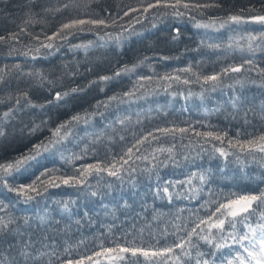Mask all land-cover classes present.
<instances>
[{"label": "trees", "instance_id": "1", "mask_svg": "<svg viewBox=\"0 0 264 264\" xmlns=\"http://www.w3.org/2000/svg\"><path fill=\"white\" fill-rule=\"evenodd\" d=\"M153 2L0 0V37H4L0 40V164L32 155L36 145L48 144L52 130L75 115L88 121L71 124L61 143L50 145L49 151L9 179L13 188H19L47 170L59 187L49 186L44 177H40L44 183L37 181L40 195L0 186V220L11 221L0 231V264H47L49 258L60 264L53 252L63 260L67 248L79 258L100 251L101 244L164 247L186 236L198 216L214 209L210 203L201 208L206 201L230 193L264 192V153L241 151L237 145L264 134V75L256 70L264 69V47L251 56L247 41L248 34H258L262 26L228 21L233 15L245 19L264 15V0H182L210 6L154 7L143 13ZM132 8L140 11L125 16ZM76 18H105L107 26L84 25L85 31L61 32V36L73 33L66 40L48 39ZM47 44L52 47L42 46ZM249 57L254 64L244 69L251 70L204 82L205 76L241 65ZM124 69L132 71L115 76ZM128 92L134 96H125ZM58 93L62 99H56ZM113 96L120 99L109 100ZM156 128L188 130L174 137L155 133L161 139L145 145L144 155L159 147L171 148L170 159L169 153L157 152V160L151 156L136 160V171L123 173L122 179L102 172L81 177L84 183H62L83 165L110 158ZM208 131L223 140L196 134ZM217 148L228 155L221 156ZM200 174L206 176V183L201 184ZM189 178L191 184L180 183ZM29 195L34 199L25 203ZM260 212L264 206L249 219L253 226L260 222ZM176 225L186 231H177ZM238 229L244 230L241 225ZM216 242L232 243L230 239ZM26 243L29 257L47 255L38 261L25 259L20 252ZM193 243L198 247L188 249L190 256H182L180 264H196L198 259L223 264L238 250V246L222 248L215 257H200L198 252L213 249L196 236ZM96 260L145 264L142 256L120 262L93 256Z\"/></svg>", "mask_w": 264, "mask_h": 264}, {"label": "snow or ice", "instance_id": "2", "mask_svg": "<svg viewBox=\"0 0 264 264\" xmlns=\"http://www.w3.org/2000/svg\"><path fill=\"white\" fill-rule=\"evenodd\" d=\"M177 6H182L185 9L188 8H201V7H209L210 5H200L189 2H182V0H175V3H171L170 0H154L153 3H148L146 7L143 8V13H147L149 9L154 7H172L176 8ZM69 4H65L64 8H68ZM107 11V10H105ZM140 9H129L124 12V15H129L130 12H138ZM177 15L181 13L177 12ZM228 21H231L234 24H248L254 23L262 26L261 30L258 34L249 33L247 36L248 41V52L251 56L255 55L256 49L264 47V15H255L251 16L247 19L244 17L233 15L228 18ZM225 21L221 23L220 27H224V24L228 23ZM113 23L115 20L113 19ZM84 25H94V26H107V20L105 18L99 19H82L76 18L71 19L69 22L62 24L61 28L53 34L52 37H48L49 40L59 37L61 39H67L68 35H72V32H68L66 35L61 36L60 33L66 29H75L77 31H85L86 29L83 27ZM198 27H210L211 25H197ZM90 30V29H88ZM255 31V30H253ZM16 38V37H13ZM4 37H0V40H3ZM100 39H104L101 37ZM255 45V47H254ZM44 47H52L51 44L42 45ZM89 45H83L82 47L87 48ZM81 47V46H77ZM243 51V49H241ZM254 60L249 57L246 58L243 64L238 66H227L221 69L220 73H215L213 75L205 76L204 82H217L221 79V75H228L229 73H239L244 69V65H253ZM251 70V69H244ZM262 75H264V69H256ZM132 71V69H124L121 72H117L115 74L116 77L121 76L127 72ZM115 77H102L101 79L104 81L114 79ZM141 79H150L149 78H141ZM188 83V81H185ZM75 91V90H73ZM64 95H67L65 93ZM127 97L134 96L133 92L124 93ZM56 99H62V96L58 93ZM120 97L113 96L110 97L109 100H118ZM123 102V101H122ZM19 103V101H17ZM106 104L107 102H103ZM99 106V105H98ZM5 116L8 113L4 114ZM81 120L84 123H87V119L85 117H81L80 115H75L71 117L69 121H66L64 124L57 126L54 130H52V136L48 141V144H44L43 142L39 145L35 146L32 155L24 156L22 158L16 159L13 162H8L5 164H0V186L6 187L8 191H17L18 193H23L25 191L36 192L37 195H40L38 191L39 185L37 181L40 183H44V180H47L49 186L51 187H59V184L55 183L54 177L50 176L49 172L45 170L40 173V176L36 178L31 184L21 185L19 188H13L9 184V179H14L15 174L20 172L22 168H24L30 161L36 159V157L40 156L42 152L49 151V146L56 145L61 143L69 134H70V125L73 123H79ZM123 123V121H120ZM188 131L185 128H156L152 131L147 132L146 134L141 135L139 138H134V140L128 144H126L119 153L112 155L110 158L105 156L104 159H97L95 163H88L83 165L80 169L77 170V174L75 176L68 177L62 180L63 184H69L70 181H75V183H84L81 177L87 178L88 175L99 174L102 172H106L107 175L116 177L117 179H122L123 173L135 172L136 168L133 167L136 160H148L149 156H151L152 160H157L156 156L157 152L169 153V159L171 158L172 149L159 147L154 149L153 152L149 153V155H144L143 152H146L147 149L145 145H151L152 141H159L161 139L160 136H157L155 133H161L163 136H175L177 132L185 133ZM63 133V134H62ZM3 133L0 132V135ZM198 136L202 135L204 137H211L215 140L222 141L223 138L220 135H217L213 131H208L204 133H196ZM151 138V139H149ZM121 141L125 140V137H120ZM237 145H239L241 151L247 150L249 153L251 152H260L264 153V134L259 135L258 137H254L252 139L247 140L244 143H240L237 141ZM229 146H234L232 141H229ZM217 152L221 156H226L228 153L222 149L217 148ZM139 153V155H138ZM78 159L80 157H77ZM164 163V162H161ZM147 170V169H146ZM40 177H44V180H41ZM193 177H196V174H193ZM201 184L206 183V176L204 174H200L198 176ZM180 183H192V178H189L186 182ZM47 190L46 188L44 189ZM202 190V189H201ZM163 191L165 193L168 192V188H164ZM95 195V193H93ZM34 199L33 196H26L25 203ZM214 205V209H207L205 217H197V221H194V227L191 228L190 231H186V229L181 228L180 225H176L177 231H186V236H178L176 241L172 244L156 248L155 246H151L148 249L138 246H121L118 243L115 247H104L101 244L100 251H95L89 255H79V258L72 257L69 249H65L64 253L65 259L61 260L59 255H56L53 252L51 255L56 256V260L60 261V264H85V261L93 262V256L95 257H104L112 262H120L130 257L142 256L144 258L145 264H169V261L172 260L173 264H180L181 257H189L190 252L188 249L196 248L198 245L193 243V237L196 236L199 240L205 242L213 250L204 253L198 252L200 257H204L205 255L209 257H215L216 253L222 248H232L233 246H238V250L232 259H223V264H264V212H260L259 220L260 222L253 226L249 223V219L253 216L257 215V211L261 206H264V192H260L259 194H241L237 195L235 193H230L223 197L221 200H212L206 201L205 204L201 205V208H205L207 204ZM255 206V207H254ZM3 210V205H0V211ZM199 211V210H197ZM8 223H11L9 221ZM8 223H4L0 220V231H4L8 228ZM203 225L204 227H201ZM238 225L243 227V231L238 229ZM197 229L200 231L198 232ZM201 233H204L201 235ZM175 235V234H174ZM217 239L226 241L231 240V244L227 243H219L216 242ZM131 243V242H129ZM159 244V241H157ZM13 245L10 243L9 247ZM29 245L26 243L24 245V250L20 252V255L25 259L31 258L33 260H40L41 257L47 255V253L39 252L37 255L29 257V253L27 248ZM179 249L180 253L177 254L176 250ZM130 257L125 255L129 254ZM246 254V255H245ZM228 255H232L231 252ZM71 257V258H68ZM47 264H53L51 258H49ZM93 264H100L99 260L93 262ZM139 264V261L136 262ZM196 264H211L209 259H198Z\"/></svg>", "mask_w": 264, "mask_h": 264}]
</instances>
